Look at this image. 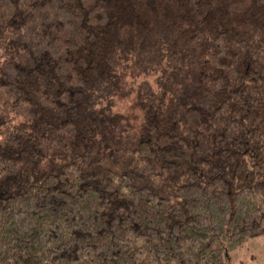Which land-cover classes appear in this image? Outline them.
Instances as JSON below:
<instances>
[{"label": "trees", "instance_id": "obj_1", "mask_svg": "<svg viewBox=\"0 0 264 264\" xmlns=\"http://www.w3.org/2000/svg\"><path fill=\"white\" fill-rule=\"evenodd\" d=\"M262 235L264 0H0V264Z\"/></svg>", "mask_w": 264, "mask_h": 264}, {"label": "rangeland", "instance_id": "obj_2", "mask_svg": "<svg viewBox=\"0 0 264 264\" xmlns=\"http://www.w3.org/2000/svg\"><path fill=\"white\" fill-rule=\"evenodd\" d=\"M264 264V235L246 241L230 251L229 264Z\"/></svg>", "mask_w": 264, "mask_h": 264}]
</instances>
